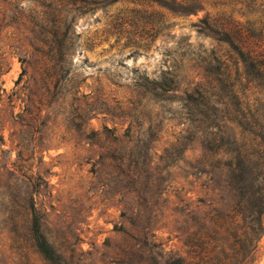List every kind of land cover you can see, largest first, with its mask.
I'll return each mask as SVG.
<instances>
[{
    "label": "rangeland",
    "instance_id": "obj_1",
    "mask_svg": "<svg viewBox=\"0 0 264 264\" xmlns=\"http://www.w3.org/2000/svg\"><path fill=\"white\" fill-rule=\"evenodd\" d=\"M191 3L0 0V264H51L32 203L64 264H127L130 246L136 264H211L223 234L207 232L233 200L187 95L214 79L219 101L233 89L264 124V84L202 20L260 30L264 0ZM224 119L233 139L254 137ZM261 257L264 233L250 264Z\"/></svg>",
    "mask_w": 264,
    "mask_h": 264
},
{
    "label": "trees",
    "instance_id": "obj_2",
    "mask_svg": "<svg viewBox=\"0 0 264 264\" xmlns=\"http://www.w3.org/2000/svg\"><path fill=\"white\" fill-rule=\"evenodd\" d=\"M255 1L250 0V3ZM191 2V5H198L197 0ZM202 22L211 28L218 40L228 42L237 52L244 64L248 83L263 86L264 27L258 30L250 24L227 21L220 29H214L217 28L216 22L208 19ZM212 80L198 86L195 94H188L187 99L191 103L198 102L204 108L202 117L198 119L203 127L204 164L212 171L220 170L223 186L228 189L233 203L216 215L214 229L207 232L209 240H215L223 234L219 238L223 243L213 257L208 255L211 250L207 247L206 256L211 264H250L255 260L264 233V124H259L256 117H247L239 95L233 89L228 90L230 93H224L229 97L227 102L219 101L223 92L216 91L217 86ZM219 104H224V108H220ZM224 118L237 121L243 133H252L254 137L233 139L225 131V125L222 124ZM31 209L32 233L38 250L51 264H64L62 256L56 253L45 238L33 203ZM231 237L233 242L229 243ZM138 256V248L130 246L125 252L126 263L136 264ZM167 264L191 263L175 259Z\"/></svg>",
    "mask_w": 264,
    "mask_h": 264
},
{
    "label": "water",
    "instance_id": "obj_3",
    "mask_svg": "<svg viewBox=\"0 0 264 264\" xmlns=\"http://www.w3.org/2000/svg\"><path fill=\"white\" fill-rule=\"evenodd\" d=\"M263 262V257L256 263V264H261Z\"/></svg>",
    "mask_w": 264,
    "mask_h": 264
}]
</instances>
